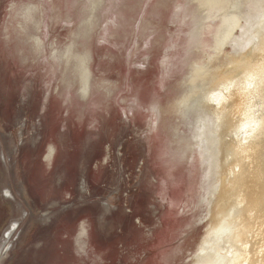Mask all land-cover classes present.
Here are the masks:
<instances>
[{
    "label": "rangeland",
    "instance_id": "rangeland-1",
    "mask_svg": "<svg viewBox=\"0 0 264 264\" xmlns=\"http://www.w3.org/2000/svg\"><path fill=\"white\" fill-rule=\"evenodd\" d=\"M9 1L0 0V246L8 247L0 264H193L208 227L205 209L195 206L200 170L197 177L193 172L194 154L175 156L177 162H171L173 152H180L171 127L179 128L184 135L187 123L184 125L178 115L168 112L151 133L149 111L138 105L129 113L128 103L121 101L136 96L151 102L155 89L167 103L179 77L170 76L162 87L159 85L163 57L170 56V35L166 33L177 29L173 12L156 8L158 0H144L138 2L140 9L132 29L121 26L116 39L106 38L104 42L100 35L94 37V63L95 67L101 63V81L119 85L112 96L96 90L91 97L92 90L77 81L73 88L67 87V93L61 79H57L46 101L48 79L43 62H35L31 53L30 61L23 65L16 40L11 42L12 54L2 40ZM253 3L208 0L207 7L197 12L214 18L204 23L206 27L218 24L220 17L223 21L215 29L217 33L201 34L200 41L196 45L193 41L188 48L191 52L199 47L201 56L192 62L185 60L186 80L182 89L177 88V94L180 90L186 102L178 112L190 107L191 111L203 107V112L205 91L193 88L199 66L203 70L240 48L254 47L245 52L253 51V57L264 58V6L254 7ZM54 4L61 7L62 15L66 14V0ZM80 10L78 6L72 10V25H49V41L57 37L63 43L67 33L76 29ZM128 28L131 37L125 39ZM222 34L234 40L225 44ZM252 34H256L257 41L248 47L242 45V36ZM116 41L123 42L122 49ZM211 51L217 55L210 60ZM57 85L59 91H55ZM67 94L71 101L64 103ZM88 99L89 103L80 109ZM93 100L100 101L99 106L91 105ZM95 118L97 125L92 128ZM51 143L57 152L49 167L44 156ZM228 147L223 154L229 162H246L234 141ZM218 151L214 158L203 152L201 161H218L222 158ZM168 158L173 167L166 163ZM260 191L263 195L264 181L260 182ZM80 221L90 225L91 230L86 228L81 237L92 244L97 257L91 251L82 256L76 252L74 234Z\"/></svg>",
    "mask_w": 264,
    "mask_h": 264
},
{
    "label": "bare ground",
    "instance_id": "bare-ground-1",
    "mask_svg": "<svg viewBox=\"0 0 264 264\" xmlns=\"http://www.w3.org/2000/svg\"><path fill=\"white\" fill-rule=\"evenodd\" d=\"M55 1L10 0L6 7L2 32L13 29L20 31L15 47L25 44L30 48L27 55L20 60L25 65L30 61L29 55L32 53L36 58L35 62H43L47 72L48 81L45 84L47 88L54 82L56 84L55 80L61 79L64 88H73L77 81L81 86L92 90L91 97L96 90L102 91L107 97L112 96L119 89V85L106 79L101 81L103 78L101 77L103 74L99 72L101 63H96L95 67L92 42L96 35H100L102 42L106 38L116 39L121 26L132 29L131 23L135 20V13L140 9L141 3L138 2L144 0L137 2L71 0L70 3L66 0L68 10L65 15L61 14L60 6L56 8ZM241 1L243 4V0ZM253 1L254 7L264 6L263 0L258 4V0ZM207 2L208 0L156 2V8L163 7L167 12H173V19L177 25L174 33H166L170 35L168 42L170 56L165 54L163 57L165 60L162 62L159 85L162 87L170 76L179 75V77L174 84L171 83L173 87L167 103H163L164 99L160 98V94H157L159 92L155 89L152 91L154 95L151 102L136 96H131L129 99L122 98L121 101L124 104L128 103L129 113H133L138 105L143 110L149 111L148 123L151 133L158 129L168 112L178 115L184 125L187 123V131L184 135L180 133L179 128L173 130V126L171 127L173 138L180 144L182 155L178 150L173 152L171 162H177L175 156L186 158L194 154L193 172L197 177L200 170L201 184L195 206L197 209H205L208 227L196 250L193 264H264V193L262 195L260 191V182L264 181V58L253 57V51L245 52L254 47L240 48L234 49L236 51L233 50L226 55L224 60L219 59L203 70L199 66L196 69L197 74L193 80L196 85L193 88L201 93L205 91L203 96L206 98V103L203 112L200 111L203 107L201 109L197 107L193 111L190 107L185 110L186 112H178L185 108L186 102V97H180V90L177 94V88H180L181 84H184L182 82L186 80L185 60L189 58L192 62L193 59L201 56L199 47L195 46L191 52L188 48L193 41L194 45L200 41L201 34H212L223 21L220 17L218 24L214 26L208 24L207 27L204 25L214 21V18L205 16V13H197L200 9L204 10V6L207 7ZM76 6L81 7L76 29H71L67 33L63 43L57 37L49 41L48 36L51 32L49 25L54 22L72 25L74 23L72 10ZM196 23H200V26L195 27ZM125 33H128L125 39L127 36L131 37L129 28ZM144 34L146 37L147 32ZM223 34L222 41L225 39L226 44L231 37ZM255 36L256 34L242 36L241 44L245 47L252 45L257 41ZM116 44L121 46V49L124 46L123 42L116 41ZM211 44H213L212 39ZM216 55V52L211 51L210 60ZM69 88L67 93H70ZM55 91H59L58 85ZM70 98L71 96L67 94L63 102L71 101ZM99 102L93 100L91 105L97 107ZM87 103L89 99L85 100L80 109ZM126 113L127 111L124 110V115H127ZM91 123L92 128L96 127L97 119H93ZM183 141L185 146H182ZM233 141L235 149L237 152L240 151V156H244L246 162H240L241 159L229 162L225 158L223 153ZM218 150L222 155L218 161H201L203 152L207 151L210 157L214 158ZM167 160L166 163L173 167L170 159ZM161 193L164 197L166 193L164 185ZM80 223L85 225L84 229H90L88 222L80 221ZM80 243L84 255L91 251L97 256L91 243L86 244L84 238H80Z\"/></svg>",
    "mask_w": 264,
    "mask_h": 264
},
{
    "label": "flooded vegetation",
    "instance_id": "flooded-vegetation-1",
    "mask_svg": "<svg viewBox=\"0 0 264 264\" xmlns=\"http://www.w3.org/2000/svg\"><path fill=\"white\" fill-rule=\"evenodd\" d=\"M20 34V31H16V30H9V31H4L2 32V40L5 44V47H7L8 50H10V53L12 54L13 52V49H12V46H11V42L15 39L17 40L18 36ZM25 34V32H24ZM30 47H31V44H30ZM17 48H19V54H20V58L21 59L22 57L26 56L27 53L30 51V48L28 46H26L25 44H22L20 46H18ZM47 84V82H46ZM46 87V93H45V100L48 101L49 98H50V95H51V87H48L47 88V85H45ZM56 152H57V148L55 147L54 144H49L48 148H47V151H46V154L44 156L45 158V162H47V166L51 167L53 165V162H54V159H55V156H56ZM82 222V221H81ZM85 225L82 223L79 224V227H78V230L76 231V233L74 234V245H75V249H76V252L78 253L79 256H82L84 255V249L83 247L81 246V243H80V238L81 237V231H82V228H83V231L85 230L84 229ZM10 232V231H9ZM7 236H9V233L7 234ZM0 255L2 256V253L4 251H7L8 250V247H6V245H1L0 246ZM82 249V251H81ZM90 252H88L89 254ZM97 257V256H96Z\"/></svg>",
    "mask_w": 264,
    "mask_h": 264
},
{
    "label": "snow or ice",
    "instance_id": "snow-or-ice-1",
    "mask_svg": "<svg viewBox=\"0 0 264 264\" xmlns=\"http://www.w3.org/2000/svg\"><path fill=\"white\" fill-rule=\"evenodd\" d=\"M81 235H82V236L84 235V231H83V228H82V231H81ZM81 251H82V249H81Z\"/></svg>",
    "mask_w": 264,
    "mask_h": 264
},
{
    "label": "crops",
    "instance_id": "crops-1",
    "mask_svg": "<svg viewBox=\"0 0 264 264\" xmlns=\"http://www.w3.org/2000/svg\"><path fill=\"white\" fill-rule=\"evenodd\" d=\"M91 230V229H90Z\"/></svg>",
    "mask_w": 264,
    "mask_h": 264
}]
</instances>
